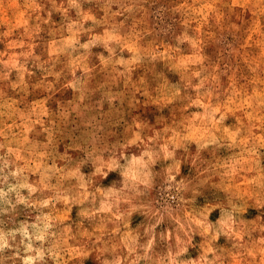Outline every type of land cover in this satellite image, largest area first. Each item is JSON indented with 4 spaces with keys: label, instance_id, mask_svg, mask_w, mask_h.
<instances>
[{
    "label": "rangeland",
    "instance_id": "rangeland-1",
    "mask_svg": "<svg viewBox=\"0 0 264 264\" xmlns=\"http://www.w3.org/2000/svg\"><path fill=\"white\" fill-rule=\"evenodd\" d=\"M0 264H264V0H0Z\"/></svg>",
    "mask_w": 264,
    "mask_h": 264
}]
</instances>
